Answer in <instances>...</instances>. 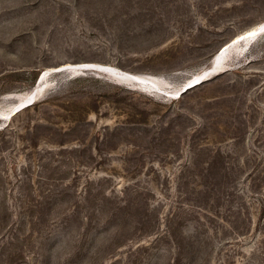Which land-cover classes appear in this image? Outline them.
Returning a JSON list of instances; mask_svg holds the SVG:
<instances>
[{
    "label": "rangeland",
    "instance_id": "1",
    "mask_svg": "<svg viewBox=\"0 0 264 264\" xmlns=\"http://www.w3.org/2000/svg\"><path fill=\"white\" fill-rule=\"evenodd\" d=\"M263 19L264 0H0V114L39 89L0 116V264H264V32L210 67Z\"/></svg>",
    "mask_w": 264,
    "mask_h": 264
},
{
    "label": "water",
    "instance_id": "2",
    "mask_svg": "<svg viewBox=\"0 0 264 264\" xmlns=\"http://www.w3.org/2000/svg\"><path fill=\"white\" fill-rule=\"evenodd\" d=\"M264 32V24L260 25L256 31V33L249 35L248 33L242 34L239 37L234 38L232 41L228 42L226 45H224V47L221 49L225 50L227 48H229L230 46H232L234 43H238V42H242V41H253L254 39H256L260 34H262ZM212 71V69H209L207 72L197 76H193V78L191 80H188L178 91V95L183 94L185 91H187L188 89L200 84L201 82L208 80L209 79V74ZM35 101V96H30L28 99L24 100L23 102H20L17 106H15L13 108V110H11V112L9 113L8 116H12L15 115L17 112H19L20 110H22L23 108L33 104Z\"/></svg>",
    "mask_w": 264,
    "mask_h": 264
},
{
    "label": "bare ground",
    "instance_id": "3",
    "mask_svg": "<svg viewBox=\"0 0 264 264\" xmlns=\"http://www.w3.org/2000/svg\"><path fill=\"white\" fill-rule=\"evenodd\" d=\"M262 24H264V19L262 20V21H260V22H258V23H256L255 25H253L252 27H250V28H248L247 30H245V31H243L242 33H239L237 36H235L234 38H236V37H239L240 35H242V34H245V33H248L249 35H252V34H254V33H256V31H257V29H258V27L260 26V25H262ZM233 38V39H234ZM232 39V40H233ZM231 40V41H232ZM245 42V44L247 43H249L248 42V40L246 41H244ZM239 43V42H238ZM227 44V43H226ZM225 44V45H226ZM234 44H237V43H234ZM233 44V45H234ZM224 47V45L221 47V49ZM228 49V48H227ZM227 49H225V50H222V51H218L217 52V54L215 55V57H214V59L212 60V65L210 66V67H212V69L214 70V71H218V70H221L220 68L221 67H223L222 65H221V61H220V59H221V57H222V55L224 54V52L227 50ZM225 60V59H224ZM221 62V63H220ZM223 64V63H222ZM75 67V66H74ZM209 67V68H210ZM59 68V67H58ZM208 71V68H206L205 69V72H207ZM199 72V71H198ZM204 72H202V74H203ZM199 75H201V73H198V74H196L195 76H199ZM150 77V76H149ZM193 77H191V78H189V80H191ZM37 91L39 92V89L38 88H34L32 91H30V92H25V93H21V94H19L18 95V99H19V101L15 104V106H17L20 102H23L24 100H26V99H28L30 96H35L36 95V93H37ZM179 91V90H178ZM178 91H177V93L175 94V96H179L178 95ZM16 94V93H15ZM17 95V94H16ZM14 106V107H15ZM14 107H12V109L11 110H13V108ZM11 110H10V112H11ZM10 112H8V113H1L0 114V116H2V118H6V116H8L9 115V113Z\"/></svg>",
    "mask_w": 264,
    "mask_h": 264
},
{
    "label": "trees",
    "instance_id": "4",
    "mask_svg": "<svg viewBox=\"0 0 264 264\" xmlns=\"http://www.w3.org/2000/svg\"><path fill=\"white\" fill-rule=\"evenodd\" d=\"M207 80H205V81H203V82H201L200 84H198V85H196V86H194V87H192V88H190V89H188L187 91H185L183 94H181V95H179V97H182L184 94H186L189 90H191V89H193V88H195V87H197V86H199V85H201V84H203L204 82H206Z\"/></svg>",
    "mask_w": 264,
    "mask_h": 264
}]
</instances>
